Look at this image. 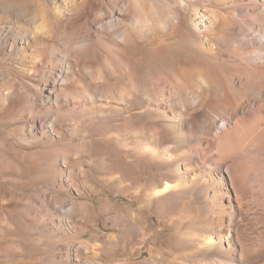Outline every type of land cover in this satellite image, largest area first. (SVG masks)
<instances>
[{"label": "rangeland", "instance_id": "1", "mask_svg": "<svg viewBox=\"0 0 264 264\" xmlns=\"http://www.w3.org/2000/svg\"><path fill=\"white\" fill-rule=\"evenodd\" d=\"M185 1L0 0V264H122L131 210L148 208L153 227L162 215L173 225L176 214L194 216L201 197L149 198L144 179L155 169L130 153L143 136L134 132L152 124L139 95L165 84L152 77L176 71L177 60L208 57L201 47L210 37L187 19L206 1ZM181 6L182 47L154 48L141 23L161 30ZM261 209L250 237L264 231V202ZM163 227L154 234L162 251H189L185 234ZM138 253L150 258V243Z\"/></svg>", "mask_w": 264, "mask_h": 264}, {"label": "bare ground", "instance_id": "2", "mask_svg": "<svg viewBox=\"0 0 264 264\" xmlns=\"http://www.w3.org/2000/svg\"><path fill=\"white\" fill-rule=\"evenodd\" d=\"M205 1L187 19L193 33L210 37L201 47L206 62L183 58L175 63L176 71L152 77L153 84L162 79L165 84L150 97L139 95L150 102L152 124L134 132L143 136L130 152L138 165L155 169L144 179L143 186H151L149 198L161 199V204L171 194L190 201L202 198L193 217L176 214L174 225L175 217L160 218L163 228L185 234L189 251L173 245L162 251L154 236L162 226L153 227L150 210L139 206L126 224L130 236L122 264H155L164 254L163 264H264V244L256 241L264 231L247 235L264 202V0ZM183 10L165 18L161 30L152 32L141 23L142 30L152 33L154 48L182 47L177 27ZM21 39L19 46L26 43ZM121 94L132 97L126 90ZM103 159L110 168L111 153L105 151ZM147 242L151 257L140 260L138 251Z\"/></svg>", "mask_w": 264, "mask_h": 264}]
</instances>
